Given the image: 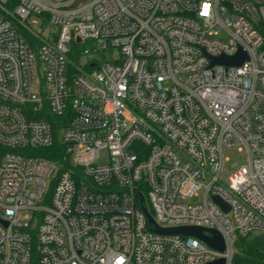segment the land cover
<instances>
[{
  "label": "built area",
  "instance_id": "2783aa9c",
  "mask_svg": "<svg viewBox=\"0 0 264 264\" xmlns=\"http://www.w3.org/2000/svg\"><path fill=\"white\" fill-rule=\"evenodd\" d=\"M55 144L62 159L41 154ZM232 147L249 161L225 177ZM251 231L264 0H0V264H257L234 258Z\"/></svg>",
  "mask_w": 264,
  "mask_h": 264
},
{
  "label": "water",
  "instance_id": "95a60500",
  "mask_svg": "<svg viewBox=\"0 0 264 264\" xmlns=\"http://www.w3.org/2000/svg\"><path fill=\"white\" fill-rule=\"evenodd\" d=\"M248 59V55L245 51L242 49L239 50V52L234 56H225L221 55L218 57H212V64L214 63H222L226 65H240L245 60ZM141 199L143 200V196L138 193ZM215 200L219 202L222 206L226 208V210L229 209L228 205L218 196H215ZM145 211L148 214L149 222L154 223L156 230L159 232H170V233H178L183 235H190L195 236L203 241H205L208 245L211 247H214L216 249H219L223 251L225 249V241L221 233L215 229L211 228H205L200 226H175V227H162L158 224H156L154 218L152 215L148 212L147 208H144ZM206 232H209L212 234V236H209ZM224 263V258H220L217 261L210 263V264H222Z\"/></svg>",
  "mask_w": 264,
  "mask_h": 264
},
{
  "label": "trees",
  "instance_id": "16d2710c",
  "mask_svg": "<svg viewBox=\"0 0 264 264\" xmlns=\"http://www.w3.org/2000/svg\"><path fill=\"white\" fill-rule=\"evenodd\" d=\"M65 148L61 144H55L48 150H43L41 154L50 159L59 160L64 157ZM63 161V160H62ZM64 165L63 169H67ZM236 261H249L257 264H264V231H251L245 235H240L235 241Z\"/></svg>",
  "mask_w": 264,
  "mask_h": 264
},
{
  "label": "rangeland",
  "instance_id": "374dc122",
  "mask_svg": "<svg viewBox=\"0 0 264 264\" xmlns=\"http://www.w3.org/2000/svg\"><path fill=\"white\" fill-rule=\"evenodd\" d=\"M225 162L224 176H228L232 171L248 164L249 158L246 149H240L239 147L228 148L225 151ZM108 159V150H102V161ZM193 200H198V197H194Z\"/></svg>",
  "mask_w": 264,
  "mask_h": 264
},
{
  "label": "clouds",
  "instance_id": "9594fccd",
  "mask_svg": "<svg viewBox=\"0 0 264 264\" xmlns=\"http://www.w3.org/2000/svg\"><path fill=\"white\" fill-rule=\"evenodd\" d=\"M204 15L207 16L208 15V9L206 8L204 11Z\"/></svg>",
  "mask_w": 264,
  "mask_h": 264
},
{
  "label": "snow or ice",
  "instance_id": "6c2138e0",
  "mask_svg": "<svg viewBox=\"0 0 264 264\" xmlns=\"http://www.w3.org/2000/svg\"><path fill=\"white\" fill-rule=\"evenodd\" d=\"M207 8V6H205V9Z\"/></svg>",
  "mask_w": 264,
  "mask_h": 264
}]
</instances>
